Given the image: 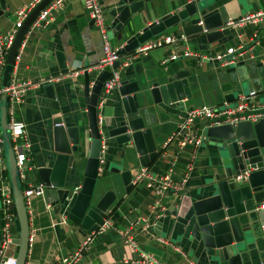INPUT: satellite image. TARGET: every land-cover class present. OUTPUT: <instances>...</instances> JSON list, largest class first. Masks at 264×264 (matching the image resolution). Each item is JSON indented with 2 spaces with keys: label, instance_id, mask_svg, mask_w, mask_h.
Segmentation results:
<instances>
[{
  "label": "crops",
  "instance_id": "0c3cea01",
  "mask_svg": "<svg viewBox=\"0 0 264 264\" xmlns=\"http://www.w3.org/2000/svg\"><path fill=\"white\" fill-rule=\"evenodd\" d=\"M36 0H5L6 8L0 14V32H7L14 24L16 10L30 6ZM134 0H97L104 22H109L127 2ZM187 0H148L138 10L137 19L131 31L124 33V25L118 30L109 28L110 43L119 46L133 31L156 19L165 12H172ZM231 21L240 22L233 26L229 36H224L209 45L208 49L198 51L195 44L187 40L167 42L159 46L142 49L147 42L164 36L177 38L176 27L167 28L158 35L142 42L122 58L126 61L115 69L118 79L135 76L145 69H157L160 61L171 54H177L167 68L174 70L182 65H194L205 85L207 103L221 104L232 102L238 94L255 91L256 99L264 100V0H222ZM249 15L247 19L244 16ZM172 32V34H171ZM201 40V39H199ZM244 44L243 51L230 64L221 65L213 59L214 54L228 46ZM57 51H60L68 67L61 72L58 67ZM183 52H188L186 55ZM200 53L201 60H190L189 54ZM104 55L102 41L81 0H65L51 10L49 21L44 26H30L23 36L14 60L10 82L23 86L22 100L10 109L5 100H0V112L5 109L6 122L10 117L24 123V136L28 143L26 153L29 179L21 184H39L35 168L49 165L53 157L52 119L60 117L63 124L79 128L80 155L73 176L67 181L69 187H76L82 175L86 158L85 131L87 118L82 95L83 71L90 73L89 82L97 72V64ZM126 57V58H125ZM185 57V58H184ZM171 60V59H170ZM102 64L101 68H109ZM51 85L52 90L45 87ZM237 88V89H235ZM232 94L230 99L224 96ZM10 113H9V111ZM116 93L109 90L100 97L97 104V125L104 149L99 156V167L93 187V200L105 191L112 190L114 199L109 206L105 220L109 225L96 232L86 249L75 264H149L140 262V252L151 255L161 264H226L219 262L215 255H208L201 246L183 237V226L175 220L176 210L182 196L202 198L210 194L215 181L220 177V152L206 140L205 121L199 130L202 140L191 152L192 147L185 145L178 149L176 143L159 150L146 167L152 176L165 173L168 168L173 179H178L186 170V181L181 190H165L160 195L145 183H132L126 190L120 172L128 170L133 178L136 168L141 165L132 146H118L113 137H104L109 128L121 117ZM162 120L153 123L160 149L162 137L175 128L180 116L161 112ZM0 124V228L2 225V197L11 196L10 170L6 163V150L9 145L7 135H3ZM9 143V145H8ZM191 155H193L191 157ZM189 166V167H188ZM188 167V168H187ZM94 201V202H95ZM157 201V202H156ZM264 199L255 203L250 211L253 220V233H246L249 264L264 262ZM29 223V240L24 264H59V257L74 250L87 232L78 224L65 220L60 214H51L50 205L41 194L31 196L26 207ZM11 239L17 232L12 228ZM31 234V236H30ZM129 235L134 244L125 239ZM162 237L172 244L158 243ZM15 245L11 242L5 249V257L15 256Z\"/></svg>",
  "mask_w": 264,
  "mask_h": 264
},
{
  "label": "water",
  "instance_id": "95a60500",
  "mask_svg": "<svg viewBox=\"0 0 264 264\" xmlns=\"http://www.w3.org/2000/svg\"><path fill=\"white\" fill-rule=\"evenodd\" d=\"M49 1L36 0L16 28L4 59L2 85L9 84L21 40L34 18ZM146 1L148 0H134L123 5L106 26L107 31L109 28L118 30L122 25L125 34L131 31L130 27L137 19L138 10ZM221 1L187 0L174 11L159 15L129 34L124 42L117 46L116 54L119 57L110 63L108 69L97 70L91 83L90 73L83 71L82 95L87 118V144L79 184L76 187H69L67 184L79 160V128L76 125H64L60 117L52 119L54 154L51 162L49 165L35 168L39 184L42 186V195L50 205L51 214H60L65 220L86 230L96 229L106 218L114 192L107 190L96 201L93 200V187L101 155L96 114L98 100L102 96L103 81L120 65L121 58L167 28L176 27L179 30V35L173 42L187 40L190 44H195L198 51L208 49L213 42L229 36L239 20L228 22L230 15ZM6 6L5 0H0V14ZM262 11L264 12V8ZM200 55L189 54L186 58L201 60ZM57 58L59 70L67 72L68 67L60 51H57ZM169 62H172V59L160 63L157 69H145L135 76L119 79L112 88L117 95L121 117L115 124L106 128L104 137H113L118 146H132L139 164L144 167H147L159 152L156 147L160 141L156 139L155 134L159 127L153 124L156 121V113L158 120L163 118L161 112L168 114L164 120L173 119V115H184L192 105L210 104L207 103L205 84L201 81L198 69L189 64L174 70L172 67L167 68ZM45 89L52 90V87L48 85ZM231 96L230 93L224 98L230 99ZM6 99L4 94L0 95V100ZM5 113V109L0 112L4 136L7 135L5 130L8 127ZM205 136L221 153L220 177L216 179L210 194L202 198L184 195L176 210L171 212L175 214V220L183 226V237L193 241L196 246L200 245L206 254L215 255L219 262L225 261L226 264H249L248 242L244 236L246 233H253L250 211L255 203L264 199V118L255 122L238 121L234 126H207ZM2 144L0 141V148ZM6 163L10 170L9 192L12 198L13 224L17 232L11 239L15 245L13 264H24L29 240L28 212L18 185L19 178L11 145L6 150ZM120 176L124 189L128 190L132 185L130 171L123 170ZM23 179L27 181L29 174L25 173Z\"/></svg>",
  "mask_w": 264,
  "mask_h": 264
},
{
  "label": "built area",
  "instance_id": "2783aa9c",
  "mask_svg": "<svg viewBox=\"0 0 264 264\" xmlns=\"http://www.w3.org/2000/svg\"><path fill=\"white\" fill-rule=\"evenodd\" d=\"M64 1L65 0H50L34 18L31 26L39 27L46 25L49 21L51 10H53L56 6L63 3ZM81 1L85 9L87 10V13L93 25L99 32L102 41V49L104 55L100 59L99 64H97L96 66V68L99 70L101 69L102 64H110L114 59L119 57L116 54L117 46H114L110 43L102 9L97 0ZM32 5L19 7L16 10V19L13 26L5 33L0 32V95L4 94L6 96V102L8 104L7 107H9L10 109L12 108L13 104L22 100L23 86L16 82H9V84L5 86L1 84L4 59L16 28L20 25V22ZM262 13L264 12L262 11ZM248 17L250 16L246 15L243 17V19H247ZM228 22L232 21L229 20ZM172 40H174V37L164 36L162 40L157 39L152 42H147V44L143 46L142 49L159 46ZM243 47L244 44H238L237 46H228L224 51L214 54L213 59L217 60L221 65L230 64L240 56L243 51ZM187 53L188 52H183V54L185 55ZM176 56L177 54H171L168 57L162 59L160 63H164L169 59H174ZM15 58H17V54L15 55ZM125 62L126 61L124 60L122 62V58L120 59V65L124 64ZM118 80L119 79L116 71H111L109 76H107L102 83L101 97H103L109 90H111L118 83ZM260 118H264V100L256 99L255 91L253 90L238 94L235 100H233L232 102H223L221 104L201 103L192 105L184 115L179 117L175 128L166 134L161 142L159 150H164L169 145L176 143L178 149L184 147L185 145H190L192 147L191 152L193 153V151L198 147L199 143L202 140V133L200 132L198 126L201 121H205L204 124L208 126L221 124H230L234 126L238 121L249 120L250 122H255ZM7 125L8 136L9 140L11 141L17 175L21 182H25L23 178L25 175V170L27 168L26 161L28 159V155L26 153V150L28 143L26 142L24 136V123L19 119L10 117ZM103 149L104 144L102 140H100L99 151L102 152ZM192 156L193 155H191V157ZM169 170L170 169L168 168L165 173L159 174L157 176H152L150 173H148L146 167L140 166L139 168H136L131 182L145 183V185L150 186L157 195H160L162 192L168 189H172L173 192H177L182 189L183 184L186 181L187 169L180 175L178 179H173ZM21 192L23 195L25 206L27 207L29 205L31 196L39 195L42 193V186L40 184L24 183L23 187L21 188ZM1 210L2 225L0 228V264H13L14 256L5 257V249L8 244L11 243V231L13 228L11 196L6 195L3 197ZM108 225L109 222L104 219L96 229L87 230L85 237L79 242L74 250L59 257V264H75L82 255L83 250L86 249L90 244L94 234L103 230ZM125 239L128 240L131 244H134L129 235H126ZM156 241L162 244H166L168 242L169 244H172L170 241L165 240L164 238L159 236L156 237ZM138 260H140V262L149 264H161L156 261L151 255L144 252H140Z\"/></svg>",
  "mask_w": 264,
  "mask_h": 264
},
{
  "label": "trees",
  "instance_id": "16d2710c",
  "mask_svg": "<svg viewBox=\"0 0 264 264\" xmlns=\"http://www.w3.org/2000/svg\"><path fill=\"white\" fill-rule=\"evenodd\" d=\"M10 143H11V141H10ZM18 185L20 186V188H22L24 184H21V182L19 180Z\"/></svg>",
  "mask_w": 264,
  "mask_h": 264
},
{
  "label": "rangeland",
  "instance_id": "374dc122",
  "mask_svg": "<svg viewBox=\"0 0 264 264\" xmlns=\"http://www.w3.org/2000/svg\"><path fill=\"white\" fill-rule=\"evenodd\" d=\"M13 230V229H12ZM11 233H12V231H11Z\"/></svg>",
  "mask_w": 264,
  "mask_h": 264
}]
</instances>
